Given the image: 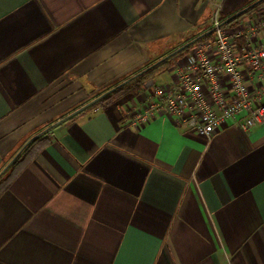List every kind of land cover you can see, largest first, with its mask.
Instances as JSON below:
<instances>
[{
  "label": "crops",
  "instance_id": "obj_1",
  "mask_svg": "<svg viewBox=\"0 0 264 264\" xmlns=\"http://www.w3.org/2000/svg\"><path fill=\"white\" fill-rule=\"evenodd\" d=\"M254 1L0 0V170L206 31L214 4L227 18ZM183 56L43 132L0 190V264H264V123L229 120L209 138L167 114L128 123Z\"/></svg>",
  "mask_w": 264,
  "mask_h": 264
},
{
  "label": "built area",
  "instance_id": "obj_2",
  "mask_svg": "<svg viewBox=\"0 0 264 264\" xmlns=\"http://www.w3.org/2000/svg\"><path fill=\"white\" fill-rule=\"evenodd\" d=\"M219 13L214 4L209 36L183 56L174 80L152 84L143 105L129 107L130 126L167 114L209 138L229 120L245 130L264 123V8L235 25L222 24Z\"/></svg>",
  "mask_w": 264,
  "mask_h": 264
},
{
  "label": "trees",
  "instance_id": "obj_3",
  "mask_svg": "<svg viewBox=\"0 0 264 264\" xmlns=\"http://www.w3.org/2000/svg\"><path fill=\"white\" fill-rule=\"evenodd\" d=\"M261 5H264V0H261L260 2L256 3L254 6H252L248 10H246L244 13H242L239 16L235 17L234 19L230 20L229 22L225 23L224 25H233L234 23H236L238 21V19L242 18L245 14H247V13H249V12L257 9ZM225 19L226 18H220L221 22H223ZM207 31H208V29L206 31H204V32H207ZM208 36H209V33L205 34L202 38L198 39L197 41H200V40H202V39H204L205 37H208ZM196 42H194L190 46L182 49L181 51H179L175 55L169 57L168 59H165V60L159 62L158 64H156L155 66H152L147 71H145L142 74H140V75L132 78L129 82L125 83L124 85L115 88L113 91H111L110 93H108V94L104 95L103 97H101L99 100H97L95 103H93L92 105H90L88 108L93 107V106H95V105H97L99 103H110V102H114V101L118 100L120 97H122L123 95L128 94V93H133V94L136 93L144 85V83L149 78H151L152 76H154L157 72H160L162 70L167 69L171 65V61H172V59L174 57L182 56V54L185 51H187L191 46H193ZM156 60H154V61H156ZM153 62L147 64L145 67H147L148 65L152 64ZM140 70H142V69H140ZM140 70L136 71L135 73L139 72ZM135 73H133L132 75H134ZM132 75H130V76H132ZM130 76H128L126 78H129ZM126 78H124L123 80H125ZM120 82H118V83H120ZM118 83H116L113 86H116ZM42 134H40L34 140L30 141L23 148V150L18 155V157L12 162V164L6 169V171L0 176V190L2 188H4V186L7 183L8 179H10V177L12 176V173H13L14 168L27 156V154L29 153V151L36 144H38L40 141L43 140V135Z\"/></svg>",
  "mask_w": 264,
  "mask_h": 264
},
{
  "label": "water",
  "instance_id": "obj_4",
  "mask_svg": "<svg viewBox=\"0 0 264 264\" xmlns=\"http://www.w3.org/2000/svg\"><path fill=\"white\" fill-rule=\"evenodd\" d=\"M261 0H255L254 2H252L251 4L247 5L246 7L236 11L235 13L231 14L229 17H227L222 24H225L227 22H229L230 20L234 19L235 17L239 16L240 14L244 13L246 10H248L249 8H251L252 6H254L256 3L260 2ZM209 33V30L207 32H204L202 34H199L198 36L192 38L191 40L183 43L182 45L178 46L177 48H175L174 50L168 52L167 54H165L164 56L160 57L159 59H157L156 61H154L152 64L148 65L147 67L143 68L142 70H140L139 72L135 73L134 75L130 76L129 78H126L125 80L121 81L120 83H118L116 86H113L109 89H107L106 91H104L103 93H101L100 95H98L97 97L93 98L92 100H90L89 102L83 104L82 106H80L79 108L73 110L72 112H70L69 114H67L66 116L60 118L59 120H57L56 122H54L53 124L49 125L48 127L42 129L41 131H39L38 133L34 134L33 136H31L28 140H26V142H24V144L15 152V154L8 160V162H6V164L1 168L0 170V176L6 171V169L12 164V162L18 157V155L21 153V151L23 150V148L32 140H34L36 137H38L40 134H42L43 132L49 130L51 127H53L54 125L58 124L59 122L71 117L72 115L80 112L81 110L87 108L88 106L92 105L93 103H95L97 100H99L101 97H103L104 95L110 93L111 91H113L115 88L120 87L122 85H124L125 83L129 82L132 78L142 74L143 72L147 71L149 68H151L152 66H155L156 64H158L159 62L168 59L169 57L175 55L176 53H178L179 51H181L182 49L190 46L191 44H193L194 42H196L198 39L202 38L205 34Z\"/></svg>",
  "mask_w": 264,
  "mask_h": 264
},
{
  "label": "rangeland",
  "instance_id": "obj_5",
  "mask_svg": "<svg viewBox=\"0 0 264 264\" xmlns=\"http://www.w3.org/2000/svg\"><path fill=\"white\" fill-rule=\"evenodd\" d=\"M192 47V46H191ZM191 47L187 50V51H185L183 54H182V56L183 55H185V54H187V53H189L190 52V50H191ZM169 73L168 72H166V73H164V74H162V75H160V76H158L159 78H167V77H169Z\"/></svg>",
  "mask_w": 264,
  "mask_h": 264
}]
</instances>
